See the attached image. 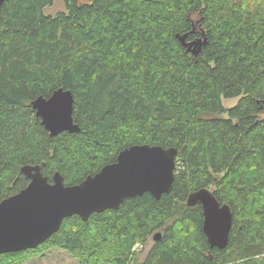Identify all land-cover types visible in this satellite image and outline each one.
Instances as JSON below:
<instances>
[{"label":"trees","instance_id":"trees-1","mask_svg":"<svg viewBox=\"0 0 264 264\" xmlns=\"http://www.w3.org/2000/svg\"><path fill=\"white\" fill-rule=\"evenodd\" d=\"M54 1L0 5V200L28 184L24 164L77 184L132 144L175 147L177 169L159 199L65 217L0 264L51 248L79 264H264V0H62L46 14ZM192 29L188 39L208 38L198 55L176 37ZM58 87L72 92L80 130L51 137L31 101ZM203 187L232 210L222 249L208 243L200 203L186 205ZM158 231L138 261L134 246Z\"/></svg>","mask_w":264,"mask_h":264},{"label":"water","instance_id":"water-1","mask_svg":"<svg viewBox=\"0 0 264 264\" xmlns=\"http://www.w3.org/2000/svg\"><path fill=\"white\" fill-rule=\"evenodd\" d=\"M193 32L177 33L176 37L187 52L198 55L208 38L201 31L200 36L188 39ZM73 103L72 92L58 87L48 97L34 98L31 106L54 137L63 131L80 130L74 121ZM176 157L173 146L132 144L119 151L114 162L77 184H65L57 171L49 181L40 164H24L21 172L29 178L28 184L0 200V254L37 247L59 229L65 217L77 214L87 220L93 212L117 209L126 198L145 192L159 199L173 187ZM198 203L210 247L224 248L232 226L230 206L206 187L192 191L186 199L187 206ZM160 237V231L153 235L155 241Z\"/></svg>","mask_w":264,"mask_h":264},{"label":"rangeland","instance_id":"rangeland-1","mask_svg":"<svg viewBox=\"0 0 264 264\" xmlns=\"http://www.w3.org/2000/svg\"><path fill=\"white\" fill-rule=\"evenodd\" d=\"M64 10V3L62 0H55L54 3L45 6L44 12L46 14H56L58 11ZM239 97L223 98V105L225 107H231L235 105ZM221 116L226 117L227 113L221 114ZM147 239L145 243H137L134 246V252H136L135 258L141 261L147 254L149 248L155 241L153 239V234ZM23 264H79L77 258L72 256L65 249L51 248L44 252L42 255L34 256L25 261Z\"/></svg>","mask_w":264,"mask_h":264},{"label":"bare ground","instance_id":"bare-ground-1","mask_svg":"<svg viewBox=\"0 0 264 264\" xmlns=\"http://www.w3.org/2000/svg\"><path fill=\"white\" fill-rule=\"evenodd\" d=\"M46 130V129H45Z\"/></svg>","mask_w":264,"mask_h":264}]
</instances>
